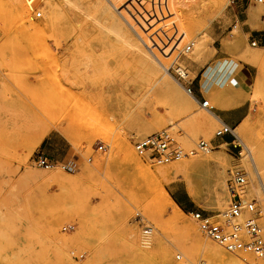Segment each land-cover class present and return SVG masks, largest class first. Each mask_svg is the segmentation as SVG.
<instances>
[{"label":"rangeland","instance_id":"obj_1","mask_svg":"<svg viewBox=\"0 0 264 264\" xmlns=\"http://www.w3.org/2000/svg\"><path fill=\"white\" fill-rule=\"evenodd\" d=\"M71 1L75 9L63 0H0V264H210L202 249L214 246L264 264L225 251L190 215L226 212L228 174L243 171L242 198L256 201L264 237L263 131L238 128L236 148L214 146L219 122L185 92L223 76L229 62L247 65L255 83L246 122L263 127L264 3ZM204 96L219 108L224 91L214 86ZM162 131L183 151L201 141L211 149L162 165L141 158L134 145ZM51 133L69 143L71 171L33 163ZM133 153L152 169L185 164L157 180L199 233L194 256L184 252L182 233L160 225L170 211L152 207L149 191L160 185L139 175Z\"/></svg>","mask_w":264,"mask_h":264},{"label":"built area","instance_id":"obj_2","mask_svg":"<svg viewBox=\"0 0 264 264\" xmlns=\"http://www.w3.org/2000/svg\"><path fill=\"white\" fill-rule=\"evenodd\" d=\"M262 3H264V0H228V5L231 8H244L251 4ZM36 17H39V14H36ZM191 46H188V50L189 48L191 49ZM251 46L257 47V42L253 41ZM185 90L187 94L193 96L190 84ZM200 103L208 111L213 110V107L209 106L207 100L203 99ZM219 124L221 127L216 133V138L234 135L232 128L221 122ZM232 146L236 148L235 145L232 144ZM98 149L101 150L102 147L100 146ZM134 149L141 158L162 165L194 156L200 152H208L211 147L201 141L192 149L183 151L171 132L162 131L137 142L134 145ZM33 163L37 167L44 169L51 168L56 164L41 154L33 159ZM73 166L71 163L64 164V168L69 171L73 169ZM244 185L245 173L243 171L229 172L226 181L229 196L228 210L223 214L214 216L205 215L199 211H194L190 215L200 232L225 251L231 254L243 251L264 260V237L262 235V228L256 222V216L259 212L256 209V201L243 200L242 192ZM151 232L152 229L150 227H144L142 245L145 247L149 246Z\"/></svg>","mask_w":264,"mask_h":264},{"label":"crops","instance_id":"obj_3","mask_svg":"<svg viewBox=\"0 0 264 264\" xmlns=\"http://www.w3.org/2000/svg\"><path fill=\"white\" fill-rule=\"evenodd\" d=\"M224 71L225 74L223 76L218 74L211 79L205 78L203 84L201 80L192 83L191 88L194 100L197 103H200L203 99L206 100L204 94L209 93L216 86L219 90L224 91V97L220 102V107L213 108L212 110L217 121L227 125L234 131L241 128L242 135L244 134V129L246 130V135H249L247 131H251L252 129L262 130L264 135V123L262 124L263 127H258L261 125L256 123L248 124L246 122L251 113V104L246 97L251 96L255 83L251 69L244 64L236 65L235 63L229 62L226 64ZM252 125L256 127H249ZM234 135H225L222 138H216L212 141V144L214 146H220L222 144L228 146L234 145V138H237L235 132ZM39 145L41 154L52 162L56 164L71 162L72 150L69 143L58 133L49 134ZM259 161L264 165V156L261 159L259 157ZM173 200L180 208H184V204L179 198L173 196Z\"/></svg>","mask_w":264,"mask_h":264},{"label":"bare ground","instance_id":"obj_4","mask_svg":"<svg viewBox=\"0 0 264 264\" xmlns=\"http://www.w3.org/2000/svg\"><path fill=\"white\" fill-rule=\"evenodd\" d=\"M63 2L65 3V5L67 4L69 8L70 7L72 9L76 8L74 1L63 0ZM217 3H218L219 8H224L226 1L225 0H217ZM39 16H40V14H39ZM116 37L119 38L118 35H116ZM144 48L147 49L145 47V45H144ZM259 49H261V48H259ZM259 49H257V50H259ZM186 51H189L188 47L186 48ZM139 54L142 56V58L145 62H148L150 60L149 55H147L145 52L139 51ZM160 69L166 70L167 68L162 67ZM177 75L181 79L187 78V75L184 73V71H178ZM180 89H181V87H180ZM189 96L191 98H193V96H191V95H189ZM197 105H199V107L201 109H203V106L201 105V103H197ZM203 110H206V109H203ZM202 117H204V116H202ZM210 117L212 119L211 121H217L216 117H214L213 114H211V116H209V118ZM197 118L199 119V121H201V123H203V121H204L203 118H200L199 116H197ZM42 138L43 137H41L39 139L38 144L42 140ZM131 161L134 164V166L140 172L142 171L140 174L138 173L140 176L144 175L145 180H147V179L152 180L153 178H155V180H156L155 182H157L159 185H160V183L158 182V180L160 181L161 179H164L165 177L169 178L171 175H173L176 172H178L179 170L183 169V167L185 165V164L184 165L178 164L176 166H169L167 169L165 168L164 170L162 168H153L152 169L150 166L143 165L134 153L131 157ZM149 192H150V200L149 201H150L153 208H155L160 213L170 211L169 216H167V218L165 220H163V221L160 220V222H161L160 225L161 226L162 225L163 226H166V225L170 226V227L176 229L177 231H179L180 233H182L183 234V240H184L183 241L184 252L187 255L194 256L195 246L197 247V244H196L197 240L196 239L199 238V233H198L197 229L195 228V226L190 222V220H187L185 218V213L183 212V210L174 202V200L171 198V196L164 190L162 185H160L158 187L157 191H155L153 189V191L150 190ZM192 196L194 197L193 194H192ZM218 207H221L220 204H218ZM155 245H157L158 248L160 247V240L159 239H155ZM202 251H203L205 257L207 258V260L209 261L210 264H263L262 262H255L254 260H252L249 257H246V258L244 257L246 262L243 263V262L237 260L236 258L229 256L223 250L219 249L216 246L203 248Z\"/></svg>","mask_w":264,"mask_h":264}]
</instances>
